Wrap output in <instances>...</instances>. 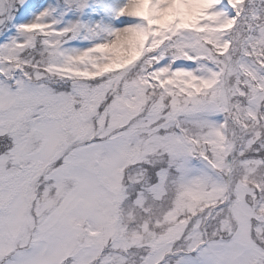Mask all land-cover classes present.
Listing matches in <instances>:
<instances>
[{"label": "snow or ice", "instance_id": "snow-or-ice-1", "mask_svg": "<svg viewBox=\"0 0 264 264\" xmlns=\"http://www.w3.org/2000/svg\"><path fill=\"white\" fill-rule=\"evenodd\" d=\"M0 35V264H264V0H0Z\"/></svg>", "mask_w": 264, "mask_h": 264}, {"label": "rangeland", "instance_id": "rangeland-1", "mask_svg": "<svg viewBox=\"0 0 264 264\" xmlns=\"http://www.w3.org/2000/svg\"><path fill=\"white\" fill-rule=\"evenodd\" d=\"M41 3L44 7H47L49 4H54L56 3V0H41ZM39 10V9H37ZM29 18H31V14L29 15ZM85 18H89V17H85ZM90 18L92 19V15L90 14ZM15 34V30L10 28L8 31H7V36H11ZM6 38V36L4 35H1L0 36V42H3V40ZM70 44L72 46H76V47H81V46H87V41H82V40H73L70 42ZM180 61L177 62V64H179ZM185 64H190V62H185Z\"/></svg>", "mask_w": 264, "mask_h": 264}, {"label": "bare ground", "instance_id": "bare-ground-1", "mask_svg": "<svg viewBox=\"0 0 264 264\" xmlns=\"http://www.w3.org/2000/svg\"><path fill=\"white\" fill-rule=\"evenodd\" d=\"M90 14L92 15V19H94V20H98L100 18L99 14H97V13H90ZM81 47H83V46H81Z\"/></svg>", "mask_w": 264, "mask_h": 264}, {"label": "trees", "instance_id": "trees-1", "mask_svg": "<svg viewBox=\"0 0 264 264\" xmlns=\"http://www.w3.org/2000/svg\"><path fill=\"white\" fill-rule=\"evenodd\" d=\"M9 29H10V28H9ZM9 29H7L6 32H7ZM0 36H1V35H0Z\"/></svg>", "mask_w": 264, "mask_h": 264}]
</instances>
